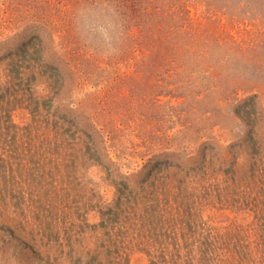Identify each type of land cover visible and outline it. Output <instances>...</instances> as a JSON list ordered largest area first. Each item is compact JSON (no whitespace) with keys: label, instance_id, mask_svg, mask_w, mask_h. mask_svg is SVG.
<instances>
[{"label":"rangeland","instance_id":"1","mask_svg":"<svg viewBox=\"0 0 264 264\" xmlns=\"http://www.w3.org/2000/svg\"><path fill=\"white\" fill-rule=\"evenodd\" d=\"M187 231L264 264V0H0V264H170Z\"/></svg>","mask_w":264,"mask_h":264},{"label":"trees","instance_id":"2","mask_svg":"<svg viewBox=\"0 0 264 264\" xmlns=\"http://www.w3.org/2000/svg\"><path fill=\"white\" fill-rule=\"evenodd\" d=\"M58 145H59V143H58ZM49 149L52 150V148H50V146H49ZM151 163L152 164L150 166H148L147 170L144 171V173H143V179L141 180V183H140L141 185H139V188H138L139 192H141V193L144 191L146 186L150 187L151 183H153V181L155 179L165 180L166 176H168V175L170 176L171 172L169 171V169L171 167H173V168L178 167V164H177V162H175V160H169L167 158L165 160V158L163 156L155 157V159L152 160ZM219 169H221L225 175H229V176L231 175V172H232L231 166L227 165V166L219 168ZM158 173H159V175H158ZM174 175H177V173H174ZM249 177H251V179L254 178L253 175H251ZM239 181H237V182H239ZM125 183L126 182L124 180H119V181L115 182V185H119V188H120L121 185H125ZM187 233H188L189 237H192V240L190 242L191 244L188 242V240H189L188 236L186 239L185 236L181 234L180 236L185 238L183 240L184 245L180 248H176L175 251L173 252V254H171L172 259H171L170 264H175L181 258V256L183 254H185L184 256H182L183 258L187 255L186 258L184 259L185 264L186 263L191 264L192 262H194V264H203L204 258L198 252V250L200 248H194L195 246L192 245V243L196 241L197 236L194 233L190 234L189 231H187ZM180 236H179V238H181ZM207 251L208 250H205L204 253H206L208 255Z\"/></svg>","mask_w":264,"mask_h":264}]
</instances>
